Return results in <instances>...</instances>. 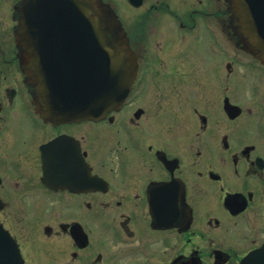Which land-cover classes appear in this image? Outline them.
I'll list each match as a JSON object with an SVG mask.
<instances>
[{
  "label": "flooded vegetation",
  "instance_id": "1",
  "mask_svg": "<svg viewBox=\"0 0 264 264\" xmlns=\"http://www.w3.org/2000/svg\"><path fill=\"white\" fill-rule=\"evenodd\" d=\"M29 1L0 0V264H264V62L233 0H96L137 70L121 109L65 123L16 43Z\"/></svg>",
  "mask_w": 264,
  "mask_h": 264
},
{
  "label": "water",
  "instance_id": "2",
  "mask_svg": "<svg viewBox=\"0 0 264 264\" xmlns=\"http://www.w3.org/2000/svg\"><path fill=\"white\" fill-rule=\"evenodd\" d=\"M233 5L241 34L247 39L253 54L264 61V0H234ZM37 11L42 16L56 12L66 20L77 21L78 36L82 34V39L69 40L68 44L98 47L83 51L87 52L89 58L82 66L51 68L50 81L42 80L38 87L44 116L61 122L76 118L93 119L106 116L119 107L128 94L137 63L130 55L126 39L113 43L108 34L101 30L98 18L93 20L90 17L91 14H97L94 0L30 2L24 12L28 23ZM33 39L34 36L26 30H21L18 37L25 45L32 44ZM30 68L38 72L40 67L30 65ZM42 70L45 75V67ZM2 252L7 250L3 249Z\"/></svg>",
  "mask_w": 264,
  "mask_h": 264
}]
</instances>
